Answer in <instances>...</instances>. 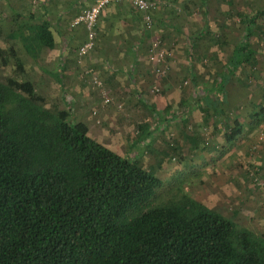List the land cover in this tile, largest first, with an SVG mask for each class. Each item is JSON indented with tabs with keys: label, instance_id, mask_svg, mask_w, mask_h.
<instances>
[{
	"label": "rangeland",
	"instance_id": "rangeland-1",
	"mask_svg": "<svg viewBox=\"0 0 264 264\" xmlns=\"http://www.w3.org/2000/svg\"><path fill=\"white\" fill-rule=\"evenodd\" d=\"M39 1L0 0V47L15 49L24 67L18 77L33 83L43 105L54 111L69 109L71 119L85 122L95 140L122 156L137 158L145 168L159 162L155 175L171 186L156 188V199L185 193L264 234V18L251 37V46L259 53L257 62L238 69L227 84L226 103L206 114L194 100L202 87L211 84L244 31L235 12L248 4L260 8L263 0H207L206 8L202 0H152L151 26L140 13L147 33L142 34L132 80L127 76L132 54L113 53L117 38L132 40L130 33H98L105 8L92 47L80 51L86 33H71L76 27L72 21L95 0H55L69 8L58 31L53 21H42V14H36ZM206 21L210 32L198 41L190 60L188 37ZM46 24L54 31L52 48L37 39ZM62 37L69 45L60 53ZM60 56L65 58L62 70ZM114 56L120 57L119 71L114 70V61H107ZM190 62L197 89L189 74ZM15 74L11 58L1 66L0 79ZM150 106L170 122L154 126L159 121ZM236 118L242 122V132L227 142L225 130ZM146 126L155 128L151 138L137 137ZM136 137L140 146L133 147L131 139Z\"/></svg>",
	"mask_w": 264,
	"mask_h": 264
},
{
	"label": "trees",
	"instance_id": "trees-1",
	"mask_svg": "<svg viewBox=\"0 0 264 264\" xmlns=\"http://www.w3.org/2000/svg\"><path fill=\"white\" fill-rule=\"evenodd\" d=\"M250 6L235 12L244 31L226 63L194 96L206 114L226 103L238 69L257 62L251 37L264 18V0ZM205 25L188 37L190 60L210 32ZM37 35L40 45L54 46L47 24ZM11 58L15 76L0 79V264H264V234L185 193L156 199V188L171 186L155 175L159 162L145 168L95 140L69 109L46 108L33 83L18 77L24 67L15 49L0 47V69ZM60 62L62 70L63 56ZM150 107L158 116L154 126L170 122ZM154 129L142 128L137 137L151 138ZM241 132L236 118L224 139L232 142ZM137 137L133 147L140 146Z\"/></svg>",
	"mask_w": 264,
	"mask_h": 264
},
{
	"label": "crops",
	"instance_id": "crops-1",
	"mask_svg": "<svg viewBox=\"0 0 264 264\" xmlns=\"http://www.w3.org/2000/svg\"><path fill=\"white\" fill-rule=\"evenodd\" d=\"M38 6H40V8H38L39 10L37 9L36 14L39 15L42 14L43 17L42 21H49V22L53 21L54 24L56 25L55 28L57 31L59 30V28L60 29L62 28L59 27V24L61 23V21H65V16L67 15L66 11L69 9L68 7H64L61 4H57V1L55 2V0H41L39 1ZM31 12L33 13L35 11L32 10ZM32 13L31 16H33L34 14ZM98 23H97V26L99 28L98 33H122L124 32V30L125 33H130V37L132 38V40H129L128 37L117 38L119 40L116 41V44L114 46L115 51H113V53L114 54L126 53L127 55V53L129 52L132 54L130 55L132 56L131 57L132 62H130L129 68L127 70V74H128L127 76L129 77L128 79L132 80L135 74L133 71L135 70V66L137 64L136 55H139V47L141 46L143 40L142 34L146 33V26L142 21L140 12L130 8V5L125 3H111L105 7V10L102 12L101 18L100 20H98ZM102 23H106V24L102 25ZM112 26L114 28H112ZM48 28H50L52 33H54V31L50 26H48ZM112 29H114L115 32H110ZM84 30H85L84 27L82 25H79L73 27V31L71 33H78V32L84 33ZM136 32L139 33L138 37L134 35V33ZM127 39L130 42H127L128 41ZM68 45H69L68 41L62 37L59 41V49L61 51L60 53L64 52L66 48H68ZM110 60L116 63V67L114 66L115 67L114 70H118V71L121 70L120 65H118V62L120 60L119 56H114L112 57V59L107 58L108 62ZM105 65H107V63H105ZM107 70H111V69H107ZM163 119H165V117ZM146 130H147V126H146Z\"/></svg>",
	"mask_w": 264,
	"mask_h": 264
},
{
	"label": "built area",
	"instance_id": "built-area-1",
	"mask_svg": "<svg viewBox=\"0 0 264 264\" xmlns=\"http://www.w3.org/2000/svg\"><path fill=\"white\" fill-rule=\"evenodd\" d=\"M111 3H125L130 5L142 14L146 25L151 26L152 19L150 17V10L155 6L152 0H95L77 14L72 21L74 26L82 25L85 29L86 39L80 47V51H85L92 47L98 17L102 10Z\"/></svg>",
	"mask_w": 264,
	"mask_h": 264
}]
</instances>
